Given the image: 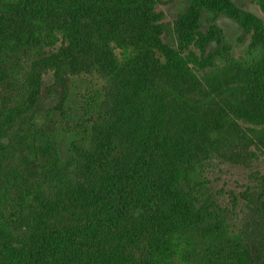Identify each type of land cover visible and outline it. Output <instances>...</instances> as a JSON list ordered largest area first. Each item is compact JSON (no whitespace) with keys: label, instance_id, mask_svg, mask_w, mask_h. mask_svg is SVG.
Returning a JSON list of instances; mask_svg holds the SVG:
<instances>
[{"label":"trees","instance_id":"1","mask_svg":"<svg viewBox=\"0 0 264 264\" xmlns=\"http://www.w3.org/2000/svg\"><path fill=\"white\" fill-rule=\"evenodd\" d=\"M250 1L262 17L236 0H0V264H264ZM220 168L245 191L218 190Z\"/></svg>","mask_w":264,"mask_h":264},{"label":"rangeland","instance_id":"2","mask_svg":"<svg viewBox=\"0 0 264 264\" xmlns=\"http://www.w3.org/2000/svg\"><path fill=\"white\" fill-rule=\"evenodd\" d=\"M167 1V0H165ZM244 9L262 17L260 9L251 3L250 0H236ZM185 7L179 2L172 4H165L159 7L166 15V21H173L177 14ZM219 25L223 28L227 41L233 47L234 54L240 56L243 54L245 48L249 44V38L245 37L244 33L238 28L237 24L228 18H221L218 21ZM218 190L226 192L228 195L231 192L239 194L245 191L249 183L248 177L242 171L231 168H220L212 177ZM223 192V193H224ZM226 195V194H224Z\"/></svg>","mask_w":264,"mask_h":264}]
</instances>
